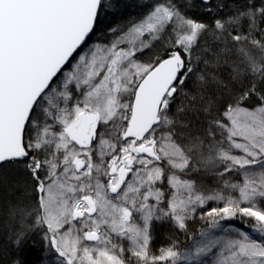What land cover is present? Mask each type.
Instances as JSON below:
<instances>
[{
  "label": "snow or ice",
  "instance_id": "snow-or-ice-1",
  "mask_svg": "<svg viewBox=\"0 0 264 264\" xmlns=\"http://www.w3.org/2000/svg\"><path fill=\"white\" fill-rule=\"evenodd\" d=\"M182 2L0 0V264H264V0Z\"/></svg>",
  "mask_w": 264,
  "mask_h": 264
},
{
  "label": "trees",
  "instance_id": "trees-1",
  "mask_svg": "<svg viewBox=\"0 0 264 264\" xmlns=\"http://www.w3.org/2000/svg\"><path fill=\"white\" fill-rule=\"evenodd\" d=\"M120 4V10L115 13H109L107 16V20L109 21L110 24L115 25V24H123L129 19H135L138 16H140L145 9L142 7L144 3L150 2V0H118ZM178 3H181V6H183L182 0H177ZM230 2V0H226V3ZM192 3L194 7L192 9H189L187 11V14L189 16H192L193 18L196 19H202L207 21L209 17L205 14L202 13L201 11V5H200V0H192ZM213 3H215V0H213ZM147 55V53H146ZM217 137L219 138V132H217ZM7 175L11 178L13 176V172L11 169H7ZM203 175V173L201 174ZM241 177L237 174H233V177L231 178L232 182H237L240 180ZM203 184L207 185L210 188H213L215 186V182H217V179L209 174V175H204V178L201 181ZM3 194H7V189L3 190ZM206 226L204 223L200 224H193L192 222H189L188 226V233L187 236L184 233H177L176 230L172 228V226L168 223H154L153 225V236L154 240L151 244L152 249L155 251L161 246H165L168 244V239L170 237H174L179 239V241L182 240L180 248H184L185 245L189 244V241L192 239H189L187 237H196L199 236L200 232L205 229ZM34 240L36 242V247L32 248L30 251H28L25 254V258L28 262V264H40L41 263V255H42V246L40 244V238L37 235L34 237ZM3 242V237H0V243ZM5 264H8L7 261H5Z\"/></svg>",
  "mask_w": 264,
  "mask_h": 264
},
{
  "label": "rangeland",
  "instance_id": "rangeland-1",
  "mask_svg": "<svg viewBox=\"0 0 264 264\" xmlns=\"http://www.w3.org/2000/svg\"><path fill=\"white\" fill-rule=\"evenodd\" d=\"M104 42H106V41H104ZM235 151H237V154H238V150H235ZM235 182H236V181H235ZM218 183H219V182H218V180H217V182L214 183L215 186H213V188H214V187H217ZM217 206H222V204H218V202L212 201V202H209L208 205L205 206V209H204V210L207 211L208 208H210V207H217ZM190 222H192L193 224H197V223H199V225L202 224V223H204L205 226H206V228L203 229V230H208V231L214 232L216 235H220V234H221V232H220L218 229H208L207 223L204 222V221H201V220L199 219V214H197V216H196V218H195L194 221H190ZM221 223H222L225 227H228V223H227V222H223V221H222ZM168 224H169V223H168ZM232 226H233L234 228H242V230L250 231V229H248V228H246V227H243V226L240 224V222H239L238 220H237V221H233V222H232ZM39 238H40V237H39ZM171 238H174V237H170V239H171ZM199 238H200V234H199V236H196V237L192 238V240L189 241V244H188V245H185L184 248H182L181 250L191 248L192 245L194 244V241H195V240H198ZM170 239H168V240L170 241ZM169 241H168V243H169ZM181 242H182V240L180 241V245H181ZM166 245H167V244H166ZM166 245H165V246H166ZM42 255H43V252H42ZM42 255H41V256H42ZM55 259H56L55 255H54L53 253H49V254H48V259H47L46 264H55ZM40 264H41V263H40Z\"/></svg>",
  "mask_w": 264,
  "mask_h": 264
}]
</instances>
